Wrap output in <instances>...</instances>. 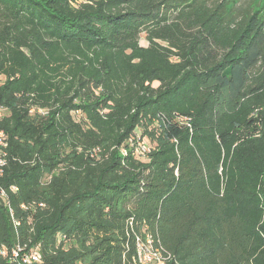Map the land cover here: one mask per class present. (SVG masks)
<instances>
[{"label": "trees", "instance_id": "1", "mask_svg": "<svg viewBox=\"0 0 264 264\" xmlns=\"http://www.w3.org/2000/svg\"><path fill=\"white\" fill-rule=\"evenodd\" d=\"M0 81V264H264L252 1L0 0Z\"/></svg>", "mask_w": 264, "mask_h": 264}, {"label": "built area", "instance_id": "2", "mask_svg": "<svg viewBox=\"0 0 264 264\" xmlns=\"http://www.w3.org/2000/svg\"><path fill=\"white\" fill-rule=\"evenodd\" d=\"M3 111V108L0 107V117ZM39 112L45 114L47 111L39 109ZM133 144L139 156H146L151 151V146L147 139L140 134L135 136ZM7 147L6 133L3 129H0V165L6 164ZM136 252L139 264H166L170 259V255L164 251L163 247L161 245L157 246L152 236L148 234L145 239L141 236H136ZM11 253L12 258L19 264H34L41 262L43 259L41 250L38 247L28 248L26 245L18 244L12 248Z\"/></svg>", "mask_w": 264, "mask_h": 264}, {"label": "rangeland", "instance_id": "3", "mask_svg": "<svg viewBox=\"0 0 264 264\" xmlns=\"http://www.w3.org/2000/svg\"><path fill=\"white\" fill-rule=\"evenodd\" d=\"M250 1H252L254 3V5L257 7V9L259 10V13L264 16V0H244V3H249ZM243 3V2H242ZM141 44L142 45H147L148 42L146 40L145 37H142L141 39ZM1 82V81H0Z\"/></svg>", "mask_w": 264, "mask_h": 264}]
</instances>
